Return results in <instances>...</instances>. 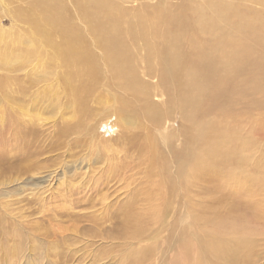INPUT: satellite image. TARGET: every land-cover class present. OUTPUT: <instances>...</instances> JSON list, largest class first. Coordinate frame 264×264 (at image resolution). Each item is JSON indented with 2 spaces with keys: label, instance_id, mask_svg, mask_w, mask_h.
<instances>
[{
  "label": "rangeland",
  "instance_id": "374dc122",
  "mask_svg": "<svg viewBox=\"0 0 264 264\" xmlns=\"http://www.w3.org/2000/svg\"><path fill=\"white\" fill-rule=\"evenodd\" d=\"M42 1L0 0V74L11 69L1 82L11 97L0 105V264H264V0H103V10L91 7L84 22L72 0H53L65 6L61 33L48 20V0L38 7ZM205 1L232 15L219 38L234 34V11L252 18L239 35L246 54L225 100L200 110L208 127L220 126L217 136L210 130L213 145L197 137L195 125L182 128L157 59L144 56L147 42L162 46L167 23L157 20L154 35L148 16L188 17ZM109 3L127 15L116 43L129 46V80H117L104 56ZM23 14L36 31L31 19L20 21ZM197 18L182 28L204 41ZM139 21L144 38L124 28ZM72 30L94 59L93 78L79 72L87 65L62 64L55 51ZM180 40L184 53L193 49L187 33ZM135 79L150 88L149 100ZM177 152L188 160L179 172ZM210 245L222 246L220 261Z\"/></svg>",
  "mask_w": 264,
  "mask_h": 264
},
{
  "label": "bare ground",
  "instance_id": "6f19581e",
  "mask_svg": "<svg viewBox=\"0 0 264 264\" xmlns=\"http://www.w3.org/2000/svg\"><path fill=\"white\" fill-rule=\"evenodd\" d=\"M72 1L75 7L78 10H80L78 14H80V18L83 20V22L88 18L89 10L91 7H96V8H100V10H103L101 7L107 3L106 1L103 0H72ZM43 3L44 0L41 2L40 5L39 3L37 4L39 5L38 7H40ZM205 3L206 5L202 3L199 7L193 8L188 13V17L186 16L182 17L181 14L178 15L175 14L172 15L171 17L164 15L156 17L154 16V14L153 16H148L147 19L151 24L148 26H153L149 28L154 35L155 32L157 33V20L166 17L167 23H165L164 31L162 33V41H164L162 46L159 47L158 44H150L147 42V44L149 45L147 47L148 48L147 56L146 55L144 56L145 58L152 57L157 59L159 65L158 69L161 74L159 83L166 91H168V97L170 98V105H175L177 107V110H179L180 122L182 128L185 129L189 127L193 129L195 125L196 130L198 131L197 137L202 138L204 136L205 138L212 139L213 140L212 145H213L214 138L211 135L210 130L213 131L217 136L220 126L219 124L216 123H210L208 127L207 123L205 122V119L201 115L202 113H200V110L201 108L202 109L205 108L206 110H208L213 103L219 105L225 100L226 98L225 93L229 92V90L225 87V85L231 84L230 82H232L233 77H235L236 73L239 71L240 62L246 54L245 48L239 47L240 45L239 35H242L246 30L250 29L249 23L252 22V18L249 16L246 18L245 17L237 18L236 16L239 15V13L234 11L233 16L236 18V20L240 21L239 24H234L231 27L232 32L234 34H227L226 32L225 36L219 38L217 36L219 30L225 26V24L228 22V19H230L232 15L219 9L218 5H216L217 6L216 7L214 4H212L209 1H205ZM63 8H65V6L61 1L57 3L54 2L53 0H48V5L45 10L48 12L49 22L53 23L55 27L59 26L60 33L62 27L65 25L63 19L64 15L62 16L61 14ZM30 11L31 8L28 9V12ZM104 12L106 17V20L104 21L106 23L105 27H106V31L109 34L108 37L110 40V44L105 47L106 53L104 54L108 62V71L109 72L112 71L115 74V77H117V80L122 79L121 76L123 75L127 76L125 80H129L131 79L130 73L134 74L135 72V69L132 65L133 59L131 52L129 50V46L126 49H124L122 47H119L116 43V37H118L121 34V30H122V26L120 25V23L121 22L125 23L126 21L125 18L127 17V15H124L125 14L124 9L122 10L114 3H109L107 5V8L104 10ZM60 15L62 16V18H60ZM23 16H24L23 18H20V21L22 22L31 19L28 17L27 14H23ZM195 16H198L197 20L198 22H200L199 24L201 25V27H199L200 30L199 36L202 37L204 41L202 40L198 41V35L195 31L187 32L186 29L182 28L183 26H185V19L191 20L195 18ZM146 17L147 16H145V18ZM171 22H173V24L174 23L176 24L175 30H173ZM28 26L32 28L33 26L32 19L29 21ZM124 28L128 33L132 34L136 38H144L148 35L146 32V24L142 21H139L135 25L128 24L127 28L126 27ZM37 29H38L37 26H33L32 28L33 32L36 31ZM63 31L71 32V28H66ZM47 33H48L47 31H44V34ZM182 33H187V43L194 45L192 50L186 51L185 53L183 52V49L179 47V44L181 43L180 39ZM55 51H57L59 53V57L62 58L61 59L62 64L76 60L79 62L80 66L87 65L89 67V70L85 69L84 67H80L79 72L87 71L90 73V77L93 78L92 70L94 71V68L91 63H95V62L94 59L91 57L87 47L81 46L78 32L72 30V34L64 36V39L59 44V48L56 47ZM79 53L84 54L87 59L80 57ZM216 56L218 57V59L216 58ZM223 58H225L226 60L225 69L218 71L216 68V63L218 61H221ZM5 71L6 73L4 72L0 74V105L2 106H4L5 102H7L6 99H8V97H11V95L9 96L7 95V89L1 83L11 78L9 74L11 73V69L9 67H6ZM151 72L152 71L149 70V73ZM181 74L183 75L181 76ZM61 77H63L62 74ZM234 82L237 81L235 80ZM67 83L69 86H71L69 81H67ZM6 84L8 87H10L11 85L13 86L14 85L17 86V84L19 85V83H15V84L6 83ZM133 84L137 86L139 90V94H141L144 97L145 101L149 100L148 89L150 90V88L144 82L139 81L137 79L134 80ZM19 87H24V86L22 85ZM80 87L82 89L85 87V85L82 84L79 86V88ZM74 90H77V88L75 87ZM177 92H180V95L177 96L176 95ZM205 103L207 104L206 106ZM17 104H20V101H18ZM152 108H153V104L148 103V110L146 111H149ZM149 116L152 120L157 119V115L154 111H150ZM183 134L185 136L186 132H183ZM166 137L167 139L170 138L169 135H167ZM185 139L186 136L184 137L183 141ZM206 150L211 156H214L212 146H207ZM185 152L175 153V159L179 163L178 172L180 170V166L181 167L184 166V163L188 161V160L186 161V158L184 157ZM187 154H189V152ZM260 181L263 182V179H261V177H260ZM246 233L247 232L243 230L241 234H239V236L236 237V244L239 247L238 248L239 250L243 248L244 246L243 243L246 242L245 237H243L244 236L243 234ZM211 234L212 233L210 232L209 235ZM208 238L216 239L215 237H208ZM214 241L212 242V244L215 243ZM210 246L213 249L214 255L216 256L218 261H220L222 259V255L220 256L221 254L220 249H222V246L224 245L218 248L215 247V245H210Z\"/></svg>",
  "mask_w": 264,
  "mask_h": 264
}]
</instances>
